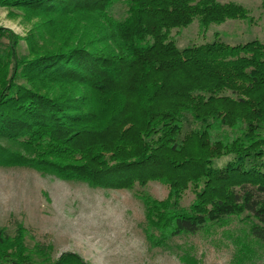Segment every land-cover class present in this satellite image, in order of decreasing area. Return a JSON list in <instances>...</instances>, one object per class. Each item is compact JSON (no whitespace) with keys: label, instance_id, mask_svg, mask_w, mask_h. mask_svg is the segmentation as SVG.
<instances>
[{"label":"trees","instance_id":"obj_1","mask_svg":"<svg viewBox=\"0 0 264 264\" xmlns=\"http://www.w3.org/2000/svg\"><path fill=\"white\" fill-rule=\"evenodd\" d=\"M0 7L39 20L25 39L0 28V140L29 154L0 145V162L96 188L168 185L163 201L138 193L153 244L245 215L264 245V42L180 49L172 35L195 21L201 32L251 21L248 9L218 0ZM187 191L195 200L186 208ZM0 264L85 263L73 254L53 262L22 232L0 231Z\"/></svg>","mask_w":264,"mask_h":264},{"label":"rangeland","instance_id":"obj_2","mask_svg":"<svg viewBox=\"0 0 264 264\" xmlns=\"http://www.w3.org/2000/svg\"><path fill=\"white\" fill-rule=\"evenodd\" d=\"M235 2L250 11L251 21L229 20L201 32L198 21L173 31L180 49L211 42L229 45L255 39L264 42L262 0ZM39 20H28L0 7V28L22 39ZM23 47L26 43L22 42ZM10 153L29 157L21 147L0 140ZM226 161V159H224ZM223 161V162H224ZM146 191L159 201L169 195L168 185L151 182L145 188L114 190L62 180L29 166L0 162V231L17 237L22 232L31 250L47 248L53 262L73 254L85 264H264V245L248 232L245 215L227 219L196 235H182L166 244L148 238L145 207L138 193ZM195 196L182 200L189 207ZM37 252V250H36Z\"/></svg>","mask_w":264,"mask_h":264}]
</instances>
